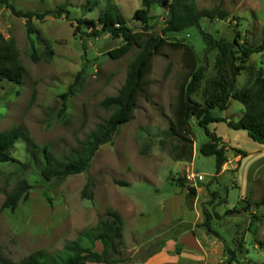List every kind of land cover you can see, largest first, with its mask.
I'll list each match as a JSON object with an SVG mask.
<instances>
[{"label":"rangeland","instance_id":"374dc122","mask_svg":"<svg viewBox=\"0 0 264 264\" xmlns=\"http://www.w3.org/2000/svg\"><path fill=\"white\" fill-rule=\"evenodd\" d=\"M11 3L17 11L34 15L31 21L34 32L29 34L26 18L14 16L0 5V35L14 40L25 68L21 87L8 80L0 86V132L21 126L38 145L49 146L53 154L66 156L78 148L79 142L97 124L111 116L112 111L101 108L100 103L118 93L125 83L129 64L139 53V48L134 47L123 58L112 59L108 53L123 41L110 34L89 38L85 36L84 27L75 34L78 21L97 19L114 5L126 18L127 25L140 32L143 26L134 18V13L143 8V0H11ZM196 3L199 8L220 7L229 12V17L203 19L200 29L191 26L178 33H168L166 37L171 42L189 45L198 55L199 66L204 67L205 72L202 88L192 97L203 103L202 91L216 75L214 64L218 53L217 50L207 52L204 34L217 40L232 42L238 37L250 46L264 45V0H196ZM58 6L65 7L67 12L56 15ZM149 16L150 31L162 34L169 19L168 9L155 3ZM33 46L39 56L37 61L32 59ZM185 72L183 52L165 47L154 58L150 101L139 99L133 120L120 126L112 141L99 149L88 170L69 176L62 183L45 182L35 172L29 174L32 189L15 211L3 210L2 204L23 175L18 164L0 163V264H22L39 250L57 253L81 231L105 219L108 210L117 211L124 220L122 256L126 264H145L149 260H144L166 239L175 240L177 234L188 227L177 218L185 223L193 221L194 216L184 207L185 192L176 184L181 177H185L189 185L198 187L201 204L209 202L206 208L212 214L210 223L218 236L202 226L204 215L194 227L197 241L209 251L207 262L264 264V206L253 205L264 198V194L242 198L251 169L264 160V153H259L262 156L258 160L248 159L241 173L235 175L237 163L234 162L231 170L222 173L223 167L218 174L215 158L200 153L209 138L193 118L189 128L193 133L195 155L190 158L191 143H187L186 160L177 161L171 156L178 142L167 132L173 124L172 106ZM258 75L264 76V51L251 56L247 68L237 78V90L250 86ZM72 85V93L67 98V116L62 119L58 116L62 95L68 93ZM244 111L243 104L231 100L228 109H215L212 114L237 122ZM208 129L231 140L236 133L225 122L211 124ZM244 135L235 146L249 154L261 149L260 144ZM224 144L228 147L227 155L236 157V148ZM13 155L22 162L27 161L23 140L16 144ZM192 173L196 175L194 181L188 179ZM116 180L127 185H117ZM89 181L93 199L82 195ZM258 185L264 188V176ZM168 204L175 205L176 218L170 214ZM229 210L234 212L226 214ZM254 216L259 217L260 222L254 220ZM253 221L257 228L252 227ZM233 226L236 231L231 235L229 228ZM219 239L222 246L214 244L220 242ZM220 249H224L222 261L216 254ZM228 249L235 253L232 263ZM96 250L101 252L100 243L96 244ZM163 257L157 253L150 264H157ZM169 263L174 264V261Z\"/></svg>","mask_w":264,"mask_h":264},{"label":"trees","instance_id":"16d2710c","mask_svg":"<svg viewBox=\"0 0 264 264\" xmlns=\"http://www.w3.org/2000/svg\"><path fill=\"white\" fill-rule=\"evenodd\" d=\"M155 3H161L169 11V19L166 21L162 34L150 31L149 14ZM0 5L8 8L14 16L26 18L29 34L34 32L31 28V21L34 17L32 13L17 11L11 0H0ZM66 12L63 6H58L55 11L59 16ZM228 17L229 12L220 7L199 8L196 0H143V8L137 9L134 13V18L143 26L140 32L134 31L127 25L126 18L114 5H110L97 19H80L75 34L84 27L87 29L85 36L89 38H99L110 34L113 38L123 41L119 47L108 53L112 59L123 58L134 47L139 48V53L129 64L125 83L118 93L106 97L100 103L101 108L112 111L111 116L97 124L79 142L78 148L72 149L68 155L61 157L53 154L49 146L38 145L21 126H15L7 132H0V163L18 164L19 171L23 175L16 182L15 188L6 195L2 209L15 211L19 203L27 199L32 189L27 178L29 174L36 173L45 182L57 180L62 183L69 176L86 172L99 149L112 141L120 126L133 120L139 99L142 97L150 101L153 85L150 75L154 68V58L160 55L165 47L183 52V65L186 69L176 101L172 106L173 124L167 132L178 142L171 153L175 160L186 159V152H183V148L187 143L192 144L193 142V133L189 128L193 118L197 119L209 138L202 145L200 153L205 157L215 158L218 174L228 162L227 149L223 139L215 132L209 131V125L225 122L230 129L244 131L254 142L264 145V76L258 75L250 86L241 91L236 88L237 78L247 68L249 59L254 53L263 52L264 45L250 46L241 42L238 37H235L232 42L217 40L209 34H204V40L208 46L207 52L217 50L218 53L214 64L216 75L203 88L204 102L199 103L192 96L202 88L205 68L199 66V57L192 47L179 41L171 42L166 37L168 33H178L191 26H197L200 29L203 19L226 20ZM82 46L86 49L85 42ZM32 59L34 61L39 59L34 46ZM169 71L168 67L167 74ZM24 76L25 68L20 62V55L14 40L0 35V86L8 80L21 87L24 84ZM73 86L68 93L62 95V108L58 113L62 119L67 116V98L72 93ZM231 100L245 107V111L237 122L213 116L212 112L215 109H228ZM20 140L25 142L28 153L26 162L16 159L13 155L16 144ZM235 151L241 158L247 156L245 151L239 149ZM115 183L127 185L126 182L119 180ZM176 184L187 191L186 205L188 209H192L197 197L196 187L189 185L185 177L179 178ZM90 186L91 181L82 191L84 198L93 199V194L89 193ZM253 205L264 206V198ZM232 212L234 211L229 210L226 214ZM204 216L205 222L202 226L210 234L218 236L210 223L212 214L205 210ZM253 218L260 222L259 217L254 216ZM252 227L257 228L256 221L252 222ZM187 229L188 227L184 228V230ZM97 243L102 245L101 252L96 250ZM164 245L165 243H162L149 256L161 250ZM124 246V220L117 211L108 210L105 219L100 220L95 227L81 231L77 238L66 243L61 251L51 254L39 250L31 254L22 264H126L127 260L122 256ZM240 246L242 247L241 243H239ZM227 252L231 256L229 262L232 263L235 253L231 249Z\"/></svg>","mask_w":264,"mask_h":264},{"label":"crops","instance_id":"0c3cea01","mask_svg":"<svg viewBox=\"0 0 264 264\" xmlns=\"http://www.w3.org/2000/svg\"><path fill=\"white\" fill-rule=\"evenodd\" d=\"M234 131V130H233ZM236 133L234 134L232 140L227 138V137H222L219 136L223 139V142L226 143V145H230L232 147H235L236 149L242 150L241 148H239V146H235L234 143H240L241 139H244V131H235ZM244 132V133H243ZM248 136V135H247ZM252 140V139H251ZM236 144V145H237ZM194 144H191V147L189 148L190 150H193V154L191 155V153H189L190 158L192 156L195 155V149L193 148ZM261 149L260 150H256V152L254 153H247L246 157L241 158V156H236L239 157L236 159V157L234 155H227L228 156V162L224 165V172H226L227 170H231L232 167L234 166V162H236V168H235V175L237 173H241V171H245V164L248 161V159H252V160H258V158H261L259 153H264V145L260 144ZM188 146H185L183 148V152L187 153ZM260 148V147H258ZM228 149V147L226 148ZM243 151V150H242ZM232 156V157H231ZM186 160V159H185ZM184 161V160H182ZM240 163V164H239ZM223 169V168H222ZM264 176V160L263 161H259V163L257 164V166H254L251 169V173H250V177L248 178V182L246 184V193H243V197L242 198H246V197H251L252 195H256L259 196L261 194H264V188L260 187L258 185V182L260 179H262V177ZM235 186H238L237 184ZM197 189V197L194 200L193 203V207L192 209H188L186 207V194L187 191L185 189H182L181 191L185 192V208L189 211L190 214H192L194 216L193 221H190L188 223H185V221L182 218H177L180 224H187L188 229L187 230H181L179 234H177L175 240L174 239H166L165 245L163 246V248L161 250H159L158 252H156V254L158 253V256H164L160 262H158L157 264H173V263H169L170 261H174V264H209L207 262L209 255V251H207L204 247H202L200 245V243L197 241L196 239V234L194 231V227L198 226L199 223L202 221V216L204 215V211L206 210L207 212H209L207 210V204L209 202H205L203 204L200 203V197H199V189L198 187ZM245 195V196H244ZM183 207V208H184ZM168 209L170 214H172L173 217L176 218V216H174L175 214V205H171L168 204ZM230 229V234L233 235L235 234L236 228L233 226ZM220 240V239H219ZM215 245L220 244L222 246V241L220 240L214 243ZM176 246H180L181 248H176ZM213 249H215V246L213 247ZM154 254V255H156ZM167 254V255H165ZM217 256H220V260L222 261L225 256H224V249H220L218 251H216ZM153 255V256H154ZM152 255L148 256L144 261L148 262L145 264H150V262L152 261ZM185 256L183 258L182 257ZM211 264H220V262H218V260H216L215 262L211 263Z\"/></svg>","mask_w":264,"mask_h":264},{"label":"built area","instance_id":"2783aa9c","mask_svg":"<svg viewBox=\"0 0 264 264\" xmlns=\"http://www.w3.org/2000/svg\"><path fill=\"white\" fill-rule=\"evenodd\" d=\"M195 178H196V175L195 174H190V175H188V179L190 180V181H194L195 180Z\"/></svg>","mask_w":264,"mask_h":264},{"label":"water","instance_id":"95a60500","mask_svg":"<svg viewBox=\"0 0 264 264\" xmlns=\"http://www.w3.org/2000/svg\"><path fill=\"white\" fill-rule=\"evenodd\" d=\"M189 153H191V155L193 154V150L191 149L190 151H189Z\"/></svg>","mask_w":264,"mask_h":264}]
</instances>
